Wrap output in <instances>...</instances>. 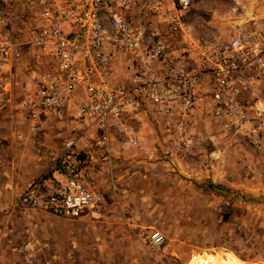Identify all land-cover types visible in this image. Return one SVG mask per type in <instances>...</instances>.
Wrapping results in <instances>:
<instances>
[{
	"label": "rangeland",
	"instance_id": "374dc122",
	"mask_svg": "<svg viewBox=\"0 0 264 264\" xmlns=\"http://www.w3.org/2000/svg\"><path fill=\"white\" fill-rule=\"evenodd\" d=\"M61 1L8 4V0L10 23L25 16L23 27L28 32L22 38L23 32L15 30L17 23L10 31L0 28L15 43L24 39L27 44L35 30L50 22L44 9L58 7ZM232 9V0H192L185 19L187 36L164 26L165 38L180 55L198 39L226 37L237 27ZM261 91L264 94V81ZM9 92L10 88L0 89V100ZM14 98L23 102L24 96ZM207 101L183 113L153 110L156 117L137 135V146H127L116 137L113 146L132 149L130 158L142 163L129 182L119 174L111 182L116 186H107L104 192L94 185L101 201L106 194L121 195L117 218L113 213L104 218L101 210L72 220L16 206L28 178L18 171L24 156L15 149H43L48 139L55 138L64 144L76 134L68 116L43 117L37 123L22 119V113L10 117L18 131L16 137L10 131L9 136H0V264H192L203 253L264 264V158L251 149L239 124L230 125ZM4 126L0 121L6 134L11 126ZM12 175L9 179L14 182L8 185L6 177ZM209 185L225 190L218 192ZM126 194L129 201L123 198ZM157 231L166 242L154 249L148 238Z\"/></svg>",
	"mask_w": 264,
	"mask_h": 264
},
{
	"label": "built area",
	"instance_id": "2783aa9c",
	"mask_svg": "<svg viewBox=\"0 0 264 264\" xmlns=\"http://www.w3.org/2000/svg\"><path fill=\"white\" fill-rule=\"evenodd\" d=\"M169 2L168 27L187 36L185 19L192 0H62L58 7L44 9L50 22L35 30L30 41L47 49L51 61L33 76L35 90L27 96V118L37 123L41 117L68 116L79 132L52 157L41 176L25 183L16 206L72 220L95 209L101 198L91 185L80 144L92 129L104 130L94 141L98 149H110L114 137L137 146L139 138L126 117L141 121L149 108L183 113L208 100L230 125L239 124L251 149L264 158V0H232L237 26L232 34L198 39L180 55L172 51L159 21L134 18L139 13L159 19ZM4 6L0 0V12ZM118 53L130 56L131 76L113 87L108 74ZM20 56L15 42L0 28V75L11 57ZM78 91L86 96L69 115ZM148 239L154 249L166 242L158 231Z\"/></svg>",
	"mask_w": 264,
	"mask_h": 264
},
{
	"label": "crops",
	"instance_id": "0c3cea01",
	"mask_svg": "<svg viewBox=\"0 0 264 264\" xmlns=\"http://www.w3.org/2000/svg\"><path fill=\"white\" fill-rule=\"evenodd\" d=\"M4 2H5L4 3L5 8L0 12V27L10 31L12 30V28L10 27H14V25L17 23V25H15L16 29L15 28L14 29L17 31L19 30L22 31L23 32L22 38H24V34H27L28 32L23 27L25 26L24 23L25 16H22L18 22L10 23L11 19L8 17V10H9L8 4L10 3V0L9 2L8 0H4ZM6 2H8V4ZM165 9L166 10L159 18V23H160L159 26L160 28L163 29L162 30L163 32H165L164 26H168V19L171 14L169 13L171 12V2L167 3ZM139 15H140L139 13H136L134 15V18H136L137 21L139 22L150 21L149 16L141 15L142 16L141 17ZM169 29L171 30V28ZM232 32L230 33V35L232 34ZM230 35L226 37H229ZM7 37L10 38V36ZM181 37L185 38V35ZM29 38H31V36ZM219 38H225V37L222 36V37H217L215 39H219ZM177 40L182 41V39L180 38H177ZM21 42L15 43L16 48L21 52L20 58L16 59L11 57L10 61L7 64V67L0 75V89L5 91L10 88V92H9L10 95L4 98L3 100H0V121L6 123V126H4L5 129H7L8 126H11L10 127L11 130L4 131L6 132V134L3 133V131H1L0 129V136H9L10 132H12V135L16 137V133L18 130L15 124L12 123V121H15V119L10 117L14 115L15 117H19L18 113L20 114L22 113L21 114L22 119L28 120L25 105H26L27 96L35 90L32 80L33 76L38 71L46 70L49 67L51 61L50 54L45 52L47 51V49L39 48L35 46L33 43H31V41L26 44L24 39L23 41L21 39ZM171 49L173 52H175L172 46ZM43 51L46 54L43 55L42 54ZM130 60H131L130 56L126 53H118L117 55H114L112 62L110 64L109 74H108L110 83L113 87L129 81V78L131 76V70L128 68ZM154 69L160 71L161 74H163L164 72L163 69L160 67H155ZM19 95L24 96L23 102L18 98H14V96H19ZM85 96H86L85 92L82 91H78L74 94V99L71 103L69 115H71V113H74V111L77 108L76 103ZM153 110L155 109L149 108L148 114H146V116L143 117L141 121L135 119L134 117H130V116L126 117L127 124L129 125V127H131L134 130L136 135L142 133L144 128H149L150 125L149 123L153 120V118L156 117V114L155 112H153ZM46 117L52 119L60 118V117H52V116H46ZM42 119L43 117H41L39 121H41ZM9 121L11 122V125L8 124ZM78 130L79 129L77 128L74 129V135L78 134L79 132ZM103 132L104 130H100V131L92 130V129L88 130L87 131L88 139L86 142H82L80 144V149H79L84 153V156L87 159L88 168L92 177L91 179L92 187H94V185H97L99 191L102 192L106 190L107 186L108 187L116 186L113 185V183L111 184V182L112 179L115 176H118L119 174L122 175L123 178L127 179V181L129 182L130 179L133 177L132 175V173L134 172L133 170L137 169L138 164H142L140 161L132 160L130 158V153L133 151L132 149L130 150L117 149L115 148V146H113L114 142L116 143V140L118 141V138L116 137L112 139L109 146L110 149L96 148L94 141H96V139L100 136L99 134ZM54 140L55 141H51L48 139L44 143L46 148L48 149H46L45 147L43 149H15L17 153L21 152L23 153L24 156V166H22V169L18 170L23 172L24 178L26 179L28 178L29 180V178L32 179L41 176L44 173V171L50 166L52 157L58 155L64 150L65 143L62 144L63 140L61 138L59 139L55 138ZM60 146H62V149H56V147H60ZM134 155H136V153ZM142 162L146 163L145 161ZM140 166H144V165H140ZM16 170L13 169L14 172H16ZM11 177L14 178L15 176L12 175L6 177L8 179L6 182L8 185H12V183L14 182V179H9ZM121 198H122L121 195H116V194L104 195L102 201L100 200L101 203H99V205L95 209L87 212L82 218L86 219L91 214H96V213L100 214L101 210L103 213H101L100 215H105L104 218L109 217L110 216L109 214L111 213L115 214L116 218L119 217V211L117 207L119 202L122 200ZM123 198L124 199L127 198L126 200L129 201L131 199V196L126 194ZM110 207L112 209L108 211ZM97 209H99L100 211L96 212ZM105 210H107V212ZM123 215L128 216V213H123Z\"/></svg>",
	"mask_w": 264,
	"mask_h": 264
},
{
	"label": "bare ground",
	"instance_id": "6f19581e",
	"mask_svg": "<svg viewBox=\"0 0 264 264\" xmlns=\"http://www.w3.org/2000/svg\"><path fill=\"white\" fill-rule=\"evenodd\" d=\"M192 264H245L235 258L220 254L203 253L202 256Z\"/></svg>",
	"mask_w": 264,
	"mask_h": 264
},
{
	"label": "trees",
	"instance_id": "16d2710c",
	"mask_svg": "<svg viewBox=\"0 0 264 264\" xmlns=\"http://www.w3.org/2000/svg\"><path fill=\"white\" fill-rule=\"evenodd\" d=\"M208 188H212V189H214V190H216V191H218V192H223V191H221V190H225V189H223L222 187H220V186H218V185H209ZM227 193H229V190H228Z\"/></svg>",
	"mask_w": 264,
	"mask_h": 264
}]
</instances>
